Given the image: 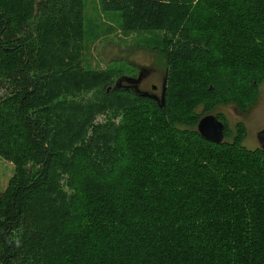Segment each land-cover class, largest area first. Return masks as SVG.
Returning a JSON list of instances; mask_svg holds the SVG:
<instances>
[{
  "label": "trees",
  "instance_id": "obj_1",
  "mask_svg": "<svg viewBox=\"0 0 264 264\" xmlns=\"http://www.w3.org/2000/svg\"><path fill=\"white\" fill-rule=\"evenodd\" d=\"M100 4L162 32L164 102L85 66L83 0H0V264H264V149L197 129L254 100L264 0Z\"/></svg>",
  "mask_w": 264,
  "mask_h": 264
},
{
  "label": "rangeland",
  "instance_id": "obj_2",
  "mask_svg": "<svg viewBox=\"0 0 264 264\" xmlns=\"http://www.w3.org/2000/svg\"><path fill=\"white\" fill-rule=\"evenodd\" d=\"M83 12V63L93 69H115L116 75L108 87L114 85L119 75L137 77L141 65L156 66L163 72V59L153 49L159 43L157 37L161 31H123L120 12L103 10L100 0H83ZM93 91H82L81 96L87 99L94 95ZM248 105L241 111L233 104H220L213 112L223 114L233 131L236 123L242 122L246 128L242 143L253 148L259 145L256 132L264 127V79ZM104 116V113H99L97 119ZM13 171V163L0 157V190L4 189Z\"/></svg>",
  "mask_w": 264,
  "mask_h": 264
},
{
  "label": "water",
  "instance_id": "obj_3",
  "mask_svg": "<svg viewBox=\"0 0 264 264\" xmlns=\"http://www.w3.org/2000/svg\"><path fill=\"white\" fill-rule=\"evenodd\" d=\"M130 81L132 82L133 90L136 92H139L142 95H147L146 92H140L136 88V84L139 81V76L133 77V76H119L113 86L119 87V85L122 83V80ZM165 89H166V80H164L162 84V91H161V100L164 102V95H165ZM197 129L200 132V134L211 141L214 142H221L224 140L225 137V124L224 122L218 117L217 113L210 112L203 114L198 122H197ZM256 137L258 139L259 145L261 148L264 149V127L260 128L256 132Z\"/></svg>",
  "mask_w": 264,
  "mask_h": 264
},
{
  "label": "flooded vegetation",
  "instance_id": "obj_4",
  "mask_svg": "<svg viewBox=\"0 0 264 264\" xmlns=\"http://www.w3.org/2000/svg\"><path fill=\"white\" fill-rule=\"evenodd\" d=\"M137 75L139 76V81L136 84L135 89H137L140 92H146L147 96L154 98L155 100H160L162 84L164 80H166V75L163 72L161 73L160 69L156 66H143V65L139 67V71ZM132 84H133L132 82L123 79L122 83L119 86L133 90ZM147 84L149 85L147 86Z\"/></svg>",
  "mask_w": 264,
  "mask_h": 264
}]
</instances>
